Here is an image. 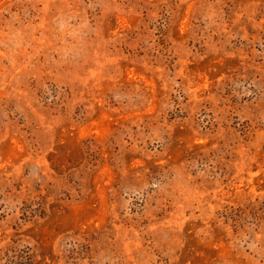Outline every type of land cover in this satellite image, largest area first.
<instances>
[{
	"label": "rangeland",
	"instance_id": "obj_1",
	"mask_svg": "<svg viewBox=\"0 0 264 264\" xmlns=\"http://www.w3.org/2000/svg\"><path fill=\"white\" fill-rule=\"evenodd\" d=\"M0 264H264V0H0Z\"/></svg>",
	"mask_w": 264,
	"mask_h": 264
}]
</instances>
